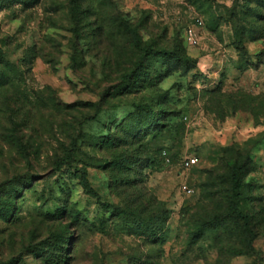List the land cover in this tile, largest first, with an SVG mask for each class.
Instances as JSON below:
<instances>
[{"label": "rangeland", "instance_id": "374dc122", "mask_svg": "<svg viewBox=\"0 0 264 264\" xmlns=\"http://www.w3.org/2000/svg\"><path fill=\"white\" fill-rule=\"evenodd\" d=\"M0 50V264H264V0H0Z\"/></svg>", "mask_w": 264, "mask_h": 264}, {"label": "trees", "instance_id": "16d2710c", "mask_svg": "<svg viewBox=\"0 0 264 264\" xmlns=\"http://www.w3.org/2000/svg\"><path fill=\"white\" fill-rule=\"evenodd\" d=\"M126 28L132 33L134 37H137V33L131 27L126 26ZM148 54L164 58L166 57L169 52L163 51H156L154 49H149ZM0 57H4L3 52L0 50ZM5 73H0V80H4ZM72 159L71 149L67 148L63 157L56 160V167L57 169H61L63 165L67 164ZM247 175V174H246ZM86 180V178H85ZM231 196H230V205L234 211V213L239 217L243 222V230L248 235V243L251 246V249H254V242L258 238V234L255 229L252 227L251 221L252 217L244 213L241 208L239 207L238 202L244 197L245 195V186L246 182L244 180V173L242 171L241 166L239 164H235L232 168L231 173ZM88 184V183H86ZM4 264H13V261L6 262Z\"/></svg>", "mask_w": 264, "mask_h": 264}, {"label": "built area", "instance_id": "2783aa9c", "mask_svg": "<svg viewBox=\"0 0 264 264\" xmlns=\"http://www.w3.org/2000/svg\"><path fill=\"white\" fill-rule=\"evenodd\" d=\"M197 25H203V21L201 19L197 20ZM187 41L191 45H197L199 41L198 32L195 27H189L187 30ZM197 163V159L195 157H189L184 161L185 168H190L194 166ZM184 189L191 193L192 189L188 188L187 186L184 187Z\"/></svg>", "mask_w": 264, "mask_h": 264}]
</instances>
